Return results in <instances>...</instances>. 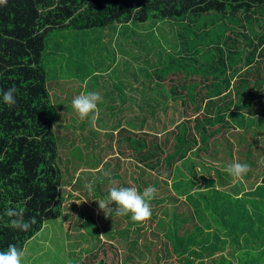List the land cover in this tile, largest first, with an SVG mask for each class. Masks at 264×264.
<instances>
[{
  "label": "trees",
  "instance_id": "16d2710c",
  "mask_svg": "<svg viewBox=\"0 0 264 264\" xmlns=\"http://www.w3.org/2000/svg\"><path fill=\"white\" fill-rule=\"evenodd\" d=\"M141 23L150 26L146 34L154 38L159 25L170 27L177 54L165 52L155 62L153 55L146 57L145 47L137 51L124 34ZM64 28L100 30L96 86L103 100L99 116L92 113L83 120L71 100L64 110L76 117L75 123L81 121L60 136L55 130L63 108L57 112L52 103L44 60L48 35ZM104 30H110L117 53L105 50L111 42L101 43ZM11 86L18 90L16 104L9 108L0 102V215L23 208L25 219L36 222L19 231L8 226L5 216L0 249L9 244L24 249L46 222L62 215V164L71 163L77 150L92 154V169L82 166L74 183L67 171L68 198L78 191L88 197L84 185L93 182L91 192L100 199L112 186L142 192L151 185L157 191L149 220L134 223L130 215L118 216L123 228L116 230L107 223L98 228L92 198L91 206L74 210L80 229L70 237L82 239L83 245L70 264H160L162 257L165 264H264V228L245 206L254 209L258 203L231 197L229 191L238 194L244 185L225 171L241 158L249 165L245 181L262 177L264 190V165H257L264 145L255 141L264 139V0H7L0 5V88ZM78 91L75 96L82 93L81 84ZM127 99L136 106L124 110ZM169 111L161 120L160 113ZM187 111L196 115L181 121ZM85 130L92 137L86 138ZM65 149L66 159L61 155ZM69 166L75 175L78 168ZM97 211L103 223V212ZM241 215L248 216L247 225ZM83 219L87 225H81ZM220 223L231 225L222 228V236L233 235L238 247L236 233L252 231L242 249L214 255L229 240L205 230H219ZM248 238L262 244L250 247ZM154 239L161 244L152 257Z\"/></svg>",
  "mask_w": 264,
  "mask_h": 264
},
{
  "label": "rangeland",
  "instance_id": "374dc122",
  "mask_svg": "<svg viewBox=\"0 0 264 264\" xmlns=\"http://www.w3.org/2000/svg\"><path fill=\"white\" fill-rule=\"evenodd\" d=\"M159 23H163V22H159ZM149 27L147 23L137 24L133 28H130L127 30L128 32L124 34L125 35L124 38H128L130 36L131 40H129V43H131V45L135 47L137 51H141L145 47L146 51H144V53L145 54L147 53L146 57L153 55L155 62L157 60L158 61L161 60L165 52L177 54L176 52H172V49H173L172 40L176 39V35L172 33L170 27L166 25H162V24L159 25L158 28H160V31L155 33V38L153 35H151L150 37L147 36L146 28H149ZM131 29L135 33H130ZM99 31L97 33H94V30L73 31L68 28H64V29L53 31L48 35L46 48H45L46 55H45L44 63L46 67H48L47 79H49V81L52 83V86L49 91L53 99L52 103L54 104L55 110L59 112V110L63 108L61 111L62 114H60V121L55 130L56 135L59 134L61 136V133L65 131L63 130L65 128L69 129L68 131H73V128H76V125L78 124V122L81 121L80 120L75 123L76 117L68 116L67 111L64 110V107L67 108L69 106L70 101L72 100L71 97H75V94L79 92L78 91L79 84L82 85V92H86V91L100 92L99 89L97 88L98 86H96V79L98 77V74H100V32ZM103 32L104 34L102 35L104 39H102L103 41H101V43L104 44L106 42H111V43H108V45L105 44V50L111 49V50H114L115 53H117L116 52L117 44L115 43V41H112L110 37L111 36L110 30H104ZM114 33L113 35H115V37L117 38L118 34H116V32ZM230 34H232V32ZM175 50L177 51L178 48L176 47ZM118 56L119 55H117L116 57ZM143 69L144 68H142V70ZM151 69L152 68H150V70ZM85 78L87 79L85 80ZM141 79L142 77H140V80ZM63 89L66 90L67 92L63 93ZM61 94H62L61 96L62 101H64L63 104L60 102L61 100L59 101V99L57 98V97H60ZM134 99H140V97L135 96ZM130 102L136 103L134 100L132 101V100L127 99L125 102L121 104V107H123L124 110H126V109H129L130 107L136 106V105L134 106L133 103L130 104ZM134 112L137 113V111H134ZM123 113L125 115V111ZM169 113L170 111L167 112V114L160 113L161 120H163L165 117H168ZM126 115L130 116L131 113H128V111H126ZM195 115H196L195 112L191 113L190 111H187L186 114L182 113L183 118L181 119V121L184 120V118L185 119L188 117L193 118ZM98 116H99V113L96 114V118ZM66 119L68 121V124H64V122H62V120L64 121ZM94 121L95 120H93V123H95ZM239 129L241 128L239 127ZM87 132L88 131L85 130L83 134L85 135ZM85 137L90 138L92 137V135L91 136L85 135ZM261 138L262 136L260 137V139L255 140L256 142H258V146L264 145V139H261ZM59 145H61L60 149L62 151L61 141ZM251 148L253 150L256 149L254 145H251ZM65 150H64V154L62 153L61 155L62 156L64 155V158L66 159L69 149L66 150V152ZM74 155H77V156L72 159L71 163L69 162L70 164L67 162H63L62 164L63 166L62 171L64 172L62 173L63 179L66 180L65 184L62 186L63 187L62 195L64 197L62 215L57 220L46 222L43 225L41 231L25 244L24 249H23L24 257H23L22 264H70V262L73 260L71 256L80 250L79 248L80 245H83L82 239L81 240L80 239L71 240V237H70L72 234L77 233L78 232L77 230L80 229V226H79L80 223L78 225H76L75 223V221H78V219H77V215L73 211L74 210H76L77 212L82 211L83 206H86V205L91 206L92 202H90V198L98 202L100 199V195L93 193V192H89L85 188V193L86 195H88V197H83V195L79 194V191H78V192L73 193V196H70L68 198V195L70 193H69V189L67 188L68 187L67 178L69 177L67 171L71 170L72 172L71 176H75V179L73 180V183H74L75 180L78 179V175L80 174V172L84 170L83 169L84 167L82 168V166H88L89 168L92 169V166L90 165L92 161L91 153L86 152V151L83 153H80L76 150L72 152V156ZM86 157H90L89 161L86 160ZM237 160L243 163L241 158H237ZM69 165H73L72 167L74 169L78 168L77 172L78 171L79 172L78 173L76 172L74 175L72 168ZM257 165L261 167L262 165H264V149L262 150V158L260 161H258ZM82 176L83 174H81L80 178H82ZM176 179L177 177L170 179L169 180L170 184L174 182ZM233 179H234L233 182L238 181L235 178ZM254 179L255 178H250L249 181L246 182L245 179L243 178V180H241L240 182L244 185V190L238 194H236L233 191H229L228 194L234 199L246 198V199H243V201L247 203H250L251 201L256 200V203H258V206L257 208H254L255 210L251 208L248 204L245 206L251 209L249 212L252 214L253 219H255L254 213L257 214L256 219H255V224L257 226H261L264 228V213H263L264 212V190L261 189L262 177L255 179L256 181ZM79 183H81V181H79ZM252 183H254V187L250 188L249 185H251ZM182 199H184V197H182ZM97 210L98 208L94 209L93 215H94V222L96 223L99 229L101 227L102 228L106 227L105 226L106 223L108 224L107 226L110 227L112 230L120 229L121 227L123 228L120 219H117L118 216L115 214L107 218L103 214V217H105V219H104V222L101 223L100 222V212L98 213ZM73 215H74V218H73ZM240 217L244 218V223L245 225H247L248 216L241 215ZM230 221L232 222V220ZM84 223L87 225V222L83 219L81 221V225H83ZM218 227L220 228L219 230L215 228H210V230H205L207 232L217 231L220 233L221 238H226L229 240L227 243L220 246L221 250H219V252H216L214 254L216 256L226 255L230 251H233V253H235L238 248L242 249L243 242H246L245 236L252 233V231L251 232L247 231V229H245V232L240 231L236 233V238L239 241V247H238L235 244V242L232 241L233 235L230 238L226 236H222V233H224L222 232V228H230L231 225L229 224V226H227V225L220 223V226ZM138 234H142V236H144L147 239H150V240L152 239V237L148 236V234H144L141 232H139ZM114 236L115 238L117 237V235L115 234ZM102 238L106 240L104 235H102ZM260 239L262 240L261 237ZM250 240L252 241L247 242L248 246L250 247H255L257 245L259 246L260 244H262L260 242L258 243L259 239L255 241L252 238H248V241ZM109 241H112V240H109ZM154 241L156 243L151 249V252H153L151 253L152 257L157 256V251H159L160 249L159 245L161 244V242L157 239H154ZM209 243H211V239ZM262 245H264V243ZM262 248H264V246L261 247V249ZM117 250L119 252L121 251V248L117 246ZM166 261L167 259L165 257H162L160 260V264H165Z\"/></svg>",
  "mask_w": 264,
  "mask_h": 264
},
{
  "label": "clouds",
  "instance_id": "9594fccd",
  "mask_svg": "<svg viewBox=\"0 0 264 264\" xmlns=\"http://www.w3.org/2000/svg\"><path fill=\"white\" fill-rule=\"evenodd\" d=\"M7 0H0V5L6 4ZM17 88L11 86L6 90L0 88V102L9 108L16 104ZM102 96L98 91H86L75 96L71 101V107L83 120L90 114H98V104L102 103ZM225 171L238 181L249 171L247 163H241L236 160L226 166ZM107 175V173H104ZM94 183V182H93ZM93 183L85 184L84 187L91 192ZM156 188L149 185L141 192L136 187L112 186L107 190L106 196L99 199L98 209L103 212L105 217H111L112 214L117 216L130 215L132 222L142 223L151 218L152 209L150 202L155 198ZM8 217V226L19 231H28L36 222L35 217L25 219L23 208H8L0 220ZM24 250L18 248L15 244H9L6 249H0V264H22Z\"/></svg>",
  "mask_w": 264,
  "mask_h": 264
}]
</instances>
